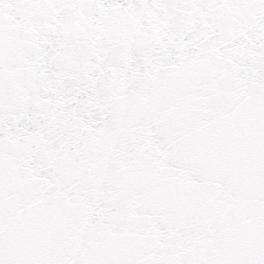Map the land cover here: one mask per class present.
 Here are the masks:
<instances>
[{
	"label": "snow or ice",
	"instance_id": "1",
	"mask_svg": "<svg viewBox=\"0 0 264 264\" xmlns=\"http://www.w3.org/2000/svg\"><path fill=\"white\" fill-rule=\"evenodd\" d=\"M0 264H264V0H0Z\"/></svg>",
	"mask_w": 264,
	"mask_h": 264
}]
</instances>
